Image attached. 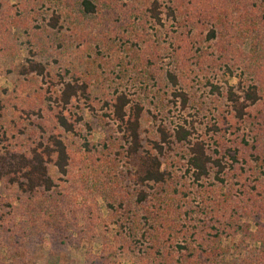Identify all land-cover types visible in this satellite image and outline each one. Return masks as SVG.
Instances as JSON below:
<instances>
[{"label": "trees", "instance_id": "obj_1", "mask_svg": "<svg viewBox=\"0 0 264 264\" xmlns=\"http://www.w3.org/2000/svg\"><path fill=\"white\" fill-rule=\"evenodd\" d=\"M44 3L51 8L45 16L44 11L37 14L34 10ZM16 5L20 18L7 15L6 0H0V63L11 62L8 57L13 54L12 45L6 37L20 20L28 15L29 20L22 23L26 26L33 14H37L33 20H38L39 15L41 23L35 24L38 31L34 39L41 45L39 39L44 33L49 35L53 28L61 27L63 8L76 10L80 15L100 13L110 21L121 16L128 25L127 15L134 12L140 17L136 26L142 24L143 18L167 27L168 36L179 47L174 50L180 54L178 69H182V80L190 74L191 68L185 62L192 56V46L211 43L213 53L208 70H213L214 78L221 75L236 78L234 84L224 81L221 85L217 79L214 84L208 82L225 107L214 113L216 117L211 123L214 148L209 149L202 138L190 140L192 124L185 120L174 122L170 128L160 122L155 128L156 135L143 139L142 104L123 91L106 95L102 99L104 113L126 144L125 156L133 162L128 176L131 192L110 199L103 192L97 196L113 214H117V208L120 210L115 221L123 230L132 231L136 226L141 229L140 236L148 242L144 246L138 242L137 249H144L152 264H264V191L258 182H246L245 168L250 156L254 161L264 158V0H16ZM181 22L188 30L179 34L176 26ZM197 23L202 26L199 31ZM76 38L83 39V33ZM14 66L20 74H49L46 66L33 58H25L24 63L17 61ZM165 78L171 85V103L184 109L188 95L181 84L178 86V75L166 71ZM6 91L0 90V191L4 190L0 195V211H6L5 206L10 215L0 217V240L31 233L35 225L45 221L63 222L57 224L64 229L82 214L96 220L99 217L96 198L82 199L80 193L75 194L56 181L68 173L71 159L61 133L54 126L43 128L40 122L33 124L41 126L42 131L38 134L31 131L24 139L12 131L14 126H22L23 119L30 121L32 112L38 115L33 121L42 119L41 101L36 99L31 105L24 97ZM79 97L90 98L85 82L64 81L59 89L47 90L45 98L53 105H47V100L46 108L55 126L63 131L74 130L79 117L72 118L67 109L72 99ZM184 141L185 171L192 184L199 186V180L212 169L214 191L186 192L185 185L178 192L169 190L172 172L167 167V157L177 143ZM52 172L59 175L54 177ZM188 196L199 203L188 202ZM136 209H143L142 221ZM210 214L214 217L213 226H207L206 217ZM247 234L253 248L245 245L232 254L224 250L223 236L234 240ZM141 263L148 262L142 259Z\"/></svg>", "mask_w": 264, "mask_h": 264}, {"label": "rangeland", "instance_id": "obj_2", "mask_svg": "<svg viewBox=\"0 0 264 264\" xmlns=\"http://www.w3.org/2000/svg\"><path fill=\"white\" fill-rule=\"evenodd\" d=\"M6 5L9 7L7 15L22 17L16 0H6ZM50 9L46 3L34 7L37 14L44 11V16ZM37 14H33L24 26L22 23L29 20L26 15L25 20H20L7 34L6 41L11 43L13 54L8 57L11 62L0 63V90L5 88L6 94L11 92L12 95L24 97L25 102L31 105L36 99L41 101L44 118L33 121L38 115L32 112L30 121L23 119L22 126H14L12 131L20 139H24L31 131L36 134L42 131L41 126L34 125V122H40L45 129L54 126L71 151L68 173L56 181L73 190V193H80L82 199L96 198L99 217L95 220L89 214H82L64 229L57 224L63 222L44 220L40 225H35L30 230L31 233H19L4 242L0 240L1 245L4 244L0 245V264H142V259L147 264H152L146 251L137 249L138 242L143 246L148 242L140 236L141 229L136 226L132 231L123 230L118 221H115L120 210L117 208V214H113L114 211H110L97 196V193L103 192L110 199L120 193H130L131 181L128 176L133 165L125 156V142L115 130L112 120L104 113L106 110L102 99L111 93L123 91L138 100L143 107L140 128L143 139L147 135L155 136L156 125L160 122L170 128L174 122L182 123L185 120L187 124H192V128L189 127V139L202 138L212 150L214 132L211 123L214 122V113L225 107L219 97L214 95L208 82L214 84L217 79L221 85L224 81L234 84L236 78L224 75L214 78L213 70H208L213 53L212 45L201 42L192 46V56L185 62L191 68L190 74L182 80V69H178L180 54H176L174 50L179 47L168 36L170 30L143 18L142 24L136 26L140 17L134 12L126 14L130 22L128 25L127 21L121 20V16L110 21L107 15L102 16L100 13L80 15L76 10L63 8L61 27L53 28L49 35L44 33L39 39L41 45L34 39L38 31L35 24L41 23L39 15L38 20L32 19ZM196 27L197 31L202 29L201 24ZM176 30L181 34L188 27L181 22ZM78 33H83V39L76 38ZM25 58L42 62L49 74L18 73L14 64L17 61L24 63ZM166 71L175 72L179 78L178 86L181 84L187 90L188 102L184 109H178L171 103V85L166 81ZM64 81L79 84L85 82L90 96L87 100L82 97L73 98L69 104L67 111H70L72 118L79 117L74 122L73 131H63L55 126L46 108L47 90L59 89ZM48 102L47 105H53L52 101ZM42 121L45 122L44 125ZM176 145L169 152L166 162L172 172L169 190L176 189L174 191L178 192L185 185L186 192L197 191L202 194L204 191H214L212 169L206 177L199 180V186L192 184L191 177L185 171L187 143L184 141ZM245 168L246 182H258L264 191V158L254 161L250 156ZM52 174L54 177L59 175ZM3 191H0L1 196ZM187 201H195L194 205L199 203V200H192L191 196L187 197ZM113 205L116 203L113 202ZM5 209L9 211L3 206V210ZM6 211H0V217H8L10 213ZM143 212V209H136L140 221ZM210 212L211 210L208 213ZM206 219L207 226L214 225L212 214ZM241 224L243 225L242 222ZM240 230L239 227L238 231ZM210 233L214 235V230L210 229ZM247 236L248 234L244 237L236 236L234 240L223 236L224 250L232 254L245 245L253 248L251 242L247 241Z\"/></svg>", "mask_w": 264, "mask_h": 264}]
</instances>
